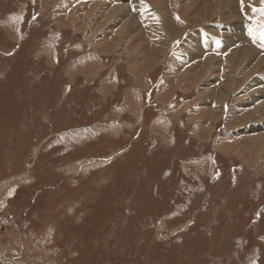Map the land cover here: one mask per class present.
<instances>
[{"label":"rangeland","instance_id":"1","mask_svg":"<svg viewBox=\"0 0 264 264\" xmlns=\"http://www.w3.org/2000/svg\"><path fill=\"white\" fill-rule=\"evenodd\" d=\"M220 1L0 0V264H264V0Z\"/></svg>","mask_w":264,"mask_h":264},{"label":"bare ground","instance_id":"2","mask_svg":"<svg viewBox=\"0 0 264 264\" xmlns=\"http://www.w3.org/2000/svg\"><path fill=\"white\" fill-rule=\"evenodd\" d=\"M221 1H222V2H221ZM221 1H220V3L223 4V6L221 5L222 8H227V7H228V4H229V2H230V0H221ZM113 2H114V1H113ZM160 2H161V1H160ZM144 3H145V2H144ZM162 3H163V2H162ZM162 3H161V4H162ZM68 4H69V3H68ZM158 4L160 5V3H158ZM163 4H164V3H163ZM90 5H91V4H90ZM120 5H121V4H120ZM125 5H126V4H125ZM86 6H87V5H86ZM115 7H116V6H115ZM115 7H113V8H115ZM122 7H123V6H122ZM122 7L119 8V10H121ZM94 9H96V8L94 7L93 10H94ZM207 9H208V8H207ZM119 10H118V11H119ZM223 10H224V9H223ZM116 11H117V10H116ZM116 11H114V12L116 13ZM126 11H127V10H126ZM120 13H122V11H121ZM94 15H95V14H94ZM92 17H93V16H92ZM98 17H99V16H98ZM116 17H117V16H116ZM240 33H241V32H240ZM121 38H122V37H121ZM229 44H230V43H229ZM223 45H224V44H223ZM224 47H225V45H224ZM224 47H223V48H224ZM116 48H117V47H116ZM224 49H225V48H224ZM226 49H227V48H226ZM247 51H248V50H247ZM241 53H242V52H241ZM238 54H239V53H238ZM246 55H247V54H246ZM250 55H251V54H250ZM250 55H249V56H250ZM236 56H237V55H236ZM232 57H233V56H232ZM243 58H244V57H243ZM246 58H247V56H246ZM229 59H230V58H229ZM237 59H238V58H237ZM244 59H245V58H244ZM248 59H249V58H248ZM255 59H256V58H255ZM255 59H254V60H255ZM230 60H231V59H230ZM245 60H246V59H245ZM243 61H244V60H243ZM263 61H264V60H263ZM211 62H212V61H211ZM244 62H245V61H244ZM259 62H260V59H259ZM157 63H158V62H157ZM263 63H264V62H263ZM206 64H207V63H206ZM230 64H231V63H230ZM217 66H218V65H217ZM260 66H261V65H260ZM260 66H259V67H260ZM237 68H238V66H237ZM215 69H216V68H215ZM217 69H218V68H217ZM206 74H207V73H206ZM212 74H213V73H212ZM212 74H211V75H212ZM251 77H252V76H251ZM209 81H210V80H209ZM227 84H228V82H227ZM227 84H225V85H227ZM229 84H230V83H229ZM225 88H226V87H225ZM234 88H235V87H234ZM227 89H229V88H227ZM227 89H226V90H227ZM223 90H224V89H223ZM223 90H221V91L223 92ZM228 91H229V90H228ZM263 92H264V91H263ZM221 96H222V95H221ZM221 96H219V97H221ZM223 97H225V94H224ZM250 97H251V96H250ZM224 100H225V99H224ZM208 101H209V100H208ZM225 102H226V101H225ZM220 103H222V102H220ZM209 117H210V116H209ZM216 120H217V119H216ZM253 131H254V130H253ZM257 138H259V137H257ZM257 138H256V139H257ZM259 139H261V137H260ZM262 139H263V138H262ZM258 142H259V141H258ZM245 148H246V147H245ZM262 148H263V147H262ZM247 149H248V148H247ZM240 158H241V157H240Z\"/></svg>","mask_w":264,"mask_h":264},{"label":"crops","instance_id":"3","mask_svg":"<svg viewBox=\"0 0 264 264\" xmlns=\"http://www.w3.org/2000/svg\"><path fill=\"white\" fill-rule=\"evenodd\" d=\"M230 1H231V0H230ZM227 8H228V7H227ZM227 8H226V9H227Z\"/></svg>","mask_w":264,"mask_h":264}]
</instances>
